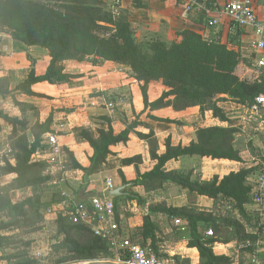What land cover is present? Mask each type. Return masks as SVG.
I'll list each match as a JSON object with an SVG mask.
<instances>
[{
    "label": "trees",
    "instance_id": "16d2710c",
    "mask_svg": "<svg viewBox=\"0 0 264 264\" xmlns=\"http://www.w3.org/2000/svg\"><path fill=\"white\" fill-rule=\"evenodd\" d=\"M1 34L26 47L43 48L50 57L44 75L36 76L34 67H31L26 79L13 90H9L7 78H0V96L10 97L22 113L27 111V106L17 100L18 95L45 98L35 94L32 87L38 83L67 84L79 77L65 72L66 61L89 62L94 67L112 62L126 68L130 77L141 84L143 111L132 120H126L120 131L116 133L110 122L107 130L96 133L82 128L76 130L77 138L87 143L92 151L90 166L83 168L72 152L61 148L68 169L81 172L82 182H88L92 175L102 170L107 157L111 155L110 147L124 146L129 137L135 135L147 144L150 158L156 164L139 180H123L124 184L132 183V188L126 190L132 199L142 205V194L153 193L173 184L187 194L212 200L213 209L205 212L187 206L173 207L166 202L150 204L141 226L129 235L132 243L149 246L157 254L159 228L151 217L161 214L185 224L188 247L197 250L198 264H232L229 256L213 251L216 243L234 242L239 247L244 245L248 252L255 249L258 234L264 231L259 213L247 208L252 201V186L248 177L255 169L240 168L222 179L214 176L209 181H202L200 176L194 177V169L167 170L166 165L187 157L242 163L240 151L235 147L239 130L229 126L230 120L218 104L226 101L222 98L226 96V99L239 105L252 107L255 98L264 94V73L260 82L255 80L254 75L241 80L236 73L237 68L245 63L240 53L219 42L207 45L200 35L189 30L176 33L182 38L179 45L167 47L160 44L158 51L151 50L146 43H136L124 13L115 17L100 0H57L55 3L51 0H0ZM202 45L207 47L204 48L205 52L198 50ZM179 51L185 54L179 55ZM150 83H160L164 87L161 95L152 102L147 96ZM168 107L175 111L198 107L199 119L193 124L195 139L188 147L174 146L168 137L164 142L165 151L159 155L158 139L152 127L141 118L146 114L145 118L159 121L149 113ZM207 112L220 125H204ZM0 119L10 127L9 148L14 161L11 164L5 160L4 166H0V176L13 177L15 187V194L12 195L5 192L0 184V214L7 215L6 220H0V251L5 255L6 247L29 245L22 241L21 233L41 226L44 222L41 211L49 208L41 197L25 194L27 189L34 190L49 180L43 175L47 163L34 161L32 156L47 152L44 137L51 133L53 118L49 114L44 122H36L32 126L26 119L10 118L2 112ZM163 122L181 125L177 121ZM139 127L148 132H138ZM140 160V157H134L122 163L129 165ZM134 187H139L141 193L134 192ZM126 199L129 198L122 200ZM113 202L115 220L120 226L117 199H113ZM54 216L55 248L58 252L63 250L57 264L114 257L115 252L109 242L95 236L88 227L73 224L64 212L56 211ZM207 229L212 230L213 237H206L204 230ZM118 233L121 235V228ZM5 258L9 264H36L25 252Z\"/></svg>",
    "mask_w": 264,
    "mask_h": 264
},
{
    "label": "crops",
    "instance_id": "0c3cea01",
    "mask_svg": "<svg viewBox=\"0 0 264 264\" xmlns=\"http://www.w3.org/2000/svg\"><path fill=\"white\" fill-rule=\"evenodd\" d=\"M107 9H111L116 0H100ZM119 1L118 11L127 16L133 33L140 37L149 33L168 32L174 35L176 32L189 30L198 34L202 39L206 38L226 45L228 49L240 53L246 61L250 55L248 50V42L251 39L249 33L243 32L235 28L227 19L222 16L219 18L217 26L210 28L207 20L216 17L214 14H195L187 13L182 6L173 0H117ZM218 8L225 6L232 0H211ZM253 4L256 16L264 22V0H249ZM50 57L48 52L40 47H26L22 44L15 43L6 36H0V78H7L9 81V90H13L17 85L23 82L29 74L31 67H34L36 76H42L48 67ZM243 65V63H242ZM65 72L67 74L79 77L71 79L67 84H49L38 83L32 87L35 94L42 95L49 101V105L44 104L45 101L38 102V97H28L26 95H18L17 100L24 103L25 106L30 105L37 107L41 117L32 114V111L22 113L16 107L11 98L0 99V112L10 118L26 119L29 126L36 122H44L45 119L52 114L51 133L57 136L58 143L61 148H66L73 153L76 161L83 167L90 166L89 158L92 151L89 145L77 138L76 130L82 128L96 133L98 130H107L108 123L117 133L123 128L126 120H132L135 115H139L143 111V100L140 91V83H137L130 77V73L126 68L112 62H104L100 66H92L89 62L66 61L64 63ZM164 87L159 83L151 84L147 89V96L150 102L157 99ZM5 97V96H0ZM8 97V96H6ZM218 104V106L227 114L230 123L229 126L236 127L239 134L235 139V147L240 151L247 149L246 145L252 144L255 137L258 138V144L264 143V111H254L251 107L239 105L233 101L226 99ZM150 116L158 119L154 121L145 118L144 114L141 118L143 122L150 127L158 139V154L165 151L164 142L166 138H170L172 145H181L188 147L195 139L193 124L199 119L198 107L188 108L183 111H175L172 108H164L149 113ZM164 120L180 122L181 125L168 124ZM206 126H218L220 123L212 119L211 113L205 114ZM138 132L147 133L148 130L139 127ZM256 133L254 136L251 134ZM46 139V135L44 137ZM111 155L106 159L102 170L92 175L88 182L79 180L81 172L70 170L69 186L62 187V193L71 197L75 202L88 203L95 196L103 197V193L108 190L106 181L110 180L112 189L128 185L124 189L125 195L116 198L126 199L128 207L134 218L128 220V224L134 225L129 234L134 232L137 227L141 226L143 216L148 213V206L154 203L166 202L167 191L173 188L182 198L177 202H169L173 207L187 206L200 211L211 212L213 209V201L196 194H187L180 190L179 187L168 184L164 189L153 193L142 194L144 204H138L136 199H132L130 193L126 192L128 188H132V183L124 184L123 180L131 182L139 180L140 176L152 170L156 164L150 158L147 144L135 135H131L126 145L110 147ZM51 157L48 151L45 153H36L32 156V160L37 158L38 161H47ZM134 157H140L141 160L129 165H123L124 160ZM239 163L226 160H211L203 158L201 160L195 157H187L177 161H170L166 165L167 170L194 169V177L200 176L202 181H209L214 176L222 179L233 171L219 172L217 169L208 170V168H230ZM202 169V170H201ZM238 171V169H237ZM83 177V175H82ZM82 179V178H81ZM134 192L141 193L139 187L133 188ZM60 211V210H58ZM61 212V211H60ZM55 214V213H54ZM138 215V217H137ZM151 220L158 226L157 233V249L158 255L162 259L179 257L182 263L198 264V252L195 248L188 247V232L182 221L167 219L164 215H155ZM170 222L174 225L184 227L185 235L179 234V239L175 247L162 244V232L160 223ZM169 221V222H168ZM123 225H126L123 220ZM122 228V220L120 223ZM164 235V233H163ZM121 236V235H120ZM130 238V237H129ZM129 238H124L128 239ZM233 244L216 243L213 251L216 254H226L228 248ZM114 258H119L114 254ZM117 259V260H118ZM110 264H116L114 259ZM109 264V263H106Z\"/></svg>",
    "mask_w": 264,
    "mask_h": 264
},
{
    "label": "rangeland",
    "instance_id": "374dc122",
    "mask_svg": "<svg viewBox=\"0 0 264 264\" xmlns=\"http://www.w3.org/2000/svg\"><path fill=\"white\" fill-rule=\"evenodd\" d=\"M122 12H118L116 16H121ZM182 32V31H181ZM178 33V32H176ZM176 33L174 35L168 33V32H158V33H149L147 36L144 35L140 37L139 35L134 34V38L136 40V43H146L147 46L151 49H155L158 51L159 45L164 44L165 46H172V45H179L182 41L181 37L176 36ZM0 36H4L1 34ZM7 37V36H6ZM207 37L203 39L204 43L208 45L207 43ZM152 46V47H151ZM206 46L202 45L199 47V51L205 52L206 49H204ZM207 48V47H206ZM152 50V49H151ZM179 55L185 54L183 52H178ZM152 54V53H150ZM236 73L240 76L241 80H245L247 78H250L253 76L251 71L246 68L245 63L243 65H240ZM250 82V81H249ZM156 84V83H151ZM159 84V83H158ZM150 85V84H149ZM9 97H1L0 99H8ZM45 101L44 104L49 105V101L47 99H38V102ZM33 108V109H31ZM39 109L37 107H33L30 105H27V111H32V114L37 117H41L42 115L38 111ZM9 133H10V127L9 125L5 124L2 119H0V166H4L5 160H8L11 164H14L10 150V141H9ZM256 133L251 134V136H254ZM255 141H252V144L246 145L247 149L242 151V157L243 162L239 163L235 166H231L230 168H217L211 167L208 168V170H213L214 168L219 170V172L222 171H237L240 168H250L252 173L249 175V182L253 184L254 177L258 174L260 168H262V164L264 163V143L258 144V138L255 137ZM48 151V150H47ZM34 161H38L37 158L33 159ZM47 168L45 169L43 175L49 177V180L40 185V187L32 190L27 189L26 190V196L28 195H37L41 197L42 202L46 205H49L48 207L57 208L63 199L65 197L62 195V187L69 186L70 182L69 180L71 178L77 179V175L74 177L69 176L70 169H68V163L66 162L65 156L61 155L59 157H49L47 161ZM202 170V169H201ZM82 178L79 175V180ZM0 184L3 187V190L5 192H9V194L14 195V184H13V177L9 176H0ZM182 198V196L177 193L173 188L169 189L167 191V199H169L167 202H177ZM130 203L127 200H119L117 203V212L121 216L122 220V228H121V238H129L128 234L129 232L135 228L134 225L128 224V220L131 218H134L136 216H133L129 207L128 203ZM249 210H258L262 213L260 215V223L264 224V202L261 206H257L252 203L248 205L247 207ZM138 217V215H137ZM44 222L41 226H39L37 229L23 232L21 233L22 241L29 243L28 246H24L23 244L20 245H11L9 247L5 248V255L0 257V264H9L6 256H12L17 253L25 252L29 259L36 262V264H57V260L61 258V254L63 250H58L56 247V239H55V228L53 225V221L55 220V216L53 213L51 214H44ZM7 215L6 213L0 214V220H6ZM123 220H125L126 225H123ZM160 223V229L162 232V244L165 243V245H171V247H175L178 243V240L182 242V240L179 239L180 233L185 235L184 227L181 225H174L175 223L172 222V225H170V222L168 224L163 223L162 221H158ZM178 224V223H176ZM207 230H204V234L206 235ZM164 233V235H163ZM229 244V243H228ZM232 246L229 247L227 250L228 252L226 254H229V257L232 259V264H251V257L256 254L257 258H259L261 264H264V231L259 232L258 234V241L255 245V249L252 252H248L245 249L239 248V246L236 245V243L232 242ZM175 245V246H173ZM36 252L41 253V257L39 259H35L33 254ZM57 252V254H56ZM115 256V255H114ZM123 255H119V258H121ZM118 258H112V259H103L98 261H113ZM176 262H181L179 260V257H173L172 258ZM61 264H68V263H61ZM184 264H193V262L185 263Z\"/></svg>",
    "mask_w": 264,
    "mask_h": 264
},
{
    "label": "built area",
    "instance_id": "2783aa9c",
    "mask_svg": "<svg viewBox=\"0 0 264 264\" xmlns=\"http://www.w3.org/2000/svg\"><path fill=\"white\" fill-rule=\"evenodd\" d=\"M53 3L57 0H51ZM178 3L187 13L214 14L207 20L210 28L217 26L219 18L227 17L229 22L237 29L249 33L251 39L248 42L249 57L245 66L254 75L255 80L260 82L264 73V22L258 19L253 4L249 0H232L225 6L218 8L211 0H173ZM119 1H115L110 11L113 15L118 14ZM212 44L213 40H207ZM254 111H264V94L257 96L251 107ZM45 143L48 146V154L52 157L62 155L58 138L54 134H46ZM249 181V180H248ZM252 186V203L261 206L264 202V164L254 177ZM108 189H112L110 180L106 181ZM65 197L57 208L49 207L41 211V214H51L60 210L73 224H81L88 227L95 236L109 242L110 247L117 256L123 255L116 264H177L172 258L162 259L149 246H139L128 239H122L118 233L120 226L115 220V205L113 199L95 196L88 203L75 202L71 197L62 193ZM259 216L262 213L258 210ZM178 223V221H177ZM206 237H213L212 230L206 232ZM239 248L245 249L242 245ZM4 252L0 251V257ZM35 259L41 257L40 252L33 254ZM251 264H261L257 255L251 257ZM110 261H75L68 264H106Z\"/></svg>",
    "mask_w": 264,
    "mask_h": 264
},
{
    "label": "water",
    "instance_id": "95a60500",
    "mask_svg": "<svg viewBox=\"0 0 264 264\" xmlns=\"http://www.w3.org/2000/svg\"><path fill=\"white\" fill-rule=\"evenodd\" d=\"M128 185H124L122 187H118V188H114V189H108L103 193V197L104 198H111V199H116L119 198L123 195H125V193L123 192L124 189L127 187Z\"/></svg>",
    "mask_w": 264,
    "mask_h": 264
}]
</instances>
